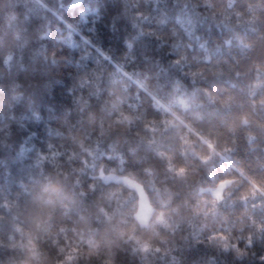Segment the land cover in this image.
<instances>
[{
    "label": "clouds",
    "instance_id": "9594fccd",
    "mask_svg": "<svg viewBox=\"0 0 264 264\" xmlns=\"http://www.w3.org/2000/svg\"><path fill=\"white\" fill-rule=\"evenodd\" d=\"M238 17L254 26L247 53L226 71L201 69L192 86L160 83L127 55L97 49L102 59L77 77L89 95L76 104V122L65 119L59 142L32 151L14 182L11 166L26 149L6 125L0 264H264V195L253 196L249 183L264 187V93L248 94L264 81L255 70L264 66V5L247 0ZM0 55L7 64L11 53ZM49 58L57 63L55 52ZM233 78L242 83L227 87ZM125 178L143 191L144 219Z\"/></svg>",
    "mask_w": 264,
    "mask_h": 264
},
{
    "label": "trees",
    "instance_id": "16d2710c",
    "mask_svg": "<svg viewBox=\"0 0 264 264\" xmlns=\"http://www.w3.org/2000/svg\"><path fill=\"white\" fill-rule=\"evenodd\" d=\"M246 3L0 0V52L11 53L7 64L0 55V101H6L12 92L23 93L19 101L0 104V140L5 139L6 125L12 123L13 140L26 149L11 166V181L32 151L59 142L54 133L65 119L76 122V104L89 95L88 86L77 77L102 59L97 49L109 53L112 59L127 55L132 68L160 83L192 86L190 82L199 83V77L194 79L191 73L208 68L226 71L247 53L255 34L254 26L238 17ZM255 3L262 6L264 0ZM53 52L55 65L51 58L45 61ZM177 60L179 64L173 63ZM246 78L251 79V71ZM241 83L233 78L226 86ZM261 93L264 88L256 89V96Z\"/></svg>",
    "mask_w": 264,
    "mask_h": 264
},
{
    "label": "snow or ice",
    "instance_id": "6c2138e0",
    "mask_svg": "<svg viewBox=\"0 0 264 264\" xmlns=\"http://www.w3.org/2000/svg\"><path fill=\"white\" fill-rule=\"evenodd\" d=\"M201 47H203V45H201ZM181 59H183V58H181ZM176 63L179 64L180 61L177 60ZM255 70H256V72H257V76H258V77H259L261 74H264V66L256 65V66H255ZM191 75H192V77L195 79L197 76H199V75H201V74L198 73V72H193V73H191ZM262 84H264V81H260V80L258 79L257 82H256L255 84L251 85L250 88H249V93H248L249 96H250V97H255V96H256V89H257L258 87H260ZM193 96H195V93H193ZM230 99H231V98H230ZM215 100H216V98H215L214 96L209 95V102H210V103H215ZM181 103H182L183 107H184L186 110L189 109V108L192 106V104H191L189 101H187V100H182ZM225 103H228V101H225ZM166 123L171 124L172 121H167ZM241 123H242V124H245V125L248 124V119H247L246 116L241 117ZM250 139H251V137H250ZM205 143H207L208 148H209L210 150H213V144H212L211 142L205 141ZM205 159H207V157H205ZM181 171H182V170H181ZM243 174H244V173H243V171L241 170V175H243ZM104 179L108 180V179H114V178H113V177H104ZM124 182H125L126 184H128V186H129L130 188H134V189H136L137 192L140 193L142 203H141V211H140V213L138 214V219H144V218H145V215H146L147 211H149V209H148L147 203L143 200V191L141 190L140 185L137 184L134 180H132V179H128V178H125ZM230 183H232L231 180H226V181H224V182L220 185V188L222 189L223 186H224V184H230ZM249 183H250V185H251L250 191H251V194H252L253 196H255V194H256L257 192H259L261 195H264V187H261V186H260L255 180H251V179H249ZM215 195H216L217 199H219V198H220V191L218 190V191L215 193Z\"/></svg>",
    "mask_w": 264,
    "mask_h": 264
}]
</instances>
